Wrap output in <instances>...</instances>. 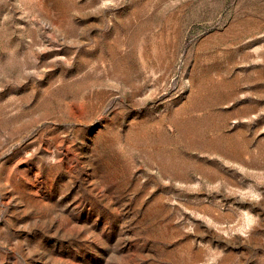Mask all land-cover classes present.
Segmentation results:
<instances>
[{"label":"rangeland","instance_id":"374dc122","mask_svg":"<svg viewBox=\"0 0 264 264\" xmlns=\"http://www.w3.org/2000/svg\"><path fill=\"white\" fill-rule=\"evenodd\" d=\"M0 264H264V0H0Z\"/></svg>","mask_w":264,"mask_h":264}]
</instances>
